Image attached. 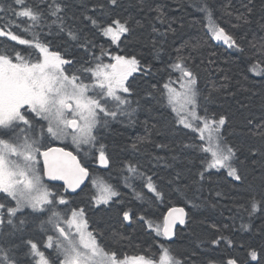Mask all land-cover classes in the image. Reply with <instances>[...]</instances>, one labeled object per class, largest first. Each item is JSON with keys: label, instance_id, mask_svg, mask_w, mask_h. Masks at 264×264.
I'll return each mask as SVG.
<instances>
[{"label": "snow or ice", "instance_id": "obj_1", "mask_svg": "<svg viewBox=\"0 0 264 264\" xmlns=\"http://www.w3.org/2000/svg\"><path fill=\"white\" fill-rule=\"evenodd\" d=\"M138 4L147 24L130 14L113 15L119 0L90 9L82 5L79 13L68 0H0V264H264V224L255 225L256 218L264 219V178L259 185L245 183L250 160L255 164L258 158L264 168V121H247L252 127L245 135L255 143L242 156L245 146L237 147L228 138L231 117L210 110L231 81L225 76L227 83L217 87L202 75L208 69H201L205 62L199 59L201 48L215 41L231 50L243 67L237 83H255L259 77L264 84V23L261 34L251 38L238 36L223 23L229 17L235 21L232 28L251 25L255 0H242L240 8L193 0L186 7L199 15L189 25L202 29L206 39L179 47L169 43L177 29L165 7L153 0ZM146 26L150 33L145 41L140 30ZM97 37L106 38L105 43ZM136 74L149 83L142 94L133 87L135 80L129 83ZM151 102L169 109V132L186 138L179 142L181 151L154 140L149 131L130 144L129 158L117 160L104 143V131L114 122L135 126L137 113L142 108L151 112L146 107ZM144 124L165 134L155 124ZM64 142H70L76 154L66 150ZM181 155L199 162L193 180L199 185L197 193L213 177L223 178L239 192L238 197L215 192L217 198L231 201L225 206L230 223H211L212 231L198 237L196 248L201 252L222 253L206 262L194 259L196 250L182 257L163 242L174 240L177 225L189 224L184 207L172 206L161 219L148 211L172 192L185 196L192 209L202 206L198 195L188 198L175 186L183 173L176 172L165 185L156 171L172 167L171 161ZM54 181L63 182L62 190L50 185ZM121 188L132 194L131 201L147 207L126 201ZM101 206L115 210L122 223L139 224L152 235L155 250L126 252L122 245L132 243V237L92 228L89 211ZM209 206L217 208L218 203Z\"/></svg>", "mask_w": 264, "mask_h": 264}, {"label": "trees", "instance_id": "obj_2", "mask_svg": "<svg viewBox=\"0 0 264 264\" xmlns=\"http://www.w3.org/2000/svg\"><path fill=\"white\" fill-rule=\"evenodd\" d=\"M4 2L11 3V0H4ZM68 2L73 6L72 11L77 13L84 10L82 5H86L87 8L90 9L99 3L107 4V0H68ZM192 2L193 0H153L154 4L165 7L168 16L175 21L173 27L177 29V36L175 39L170 37L169 43L176 47H179L186 41L195 42L206 39L205 33L202 29L193 28L189 25L193 16L199 15V13H196L194 9L186 7ZM211 2L219 8H222L228 3H231L234 8H240L242 0H211ZM243 2L246 3L247 0H243ZM119 5L120 6L115 10L113 15L126 16L130 14L135 16L137 19H141L142 22L147 24L146 21H143L144 14L139 11L138 0H119ZM262 15H264V0H255V12L251 17V25L238 29L232 28L231 24L235 23V21L231 20L229 17H224L223 23L227 29L233 31L238 36L247 35L251 38L254 35L259 36L261 34L259 26L264 23ZM181 24H183L184 27H181ZM149 33L150 29L147 26L144 29H141V39L146 41L149 37ZM97 40L99 43L104 44L106 39L103 37H97ZM138 46L139 45H137V47ZM68 47L71 48V45H68ZM73 51L77 56L80 55L79 50L73 49ZM145 52H147V49H145ZM199 59H202L205 62L201 65V69H208V72H202V75L207 77L211 82L216 83L217 87L222 83H227L224 77H229L231 81L229 88L224 90V94L222 96H217L216 103L210 105V110L217 112L223 111L231 117L233 131H231L228 138L237 147L244 145L245 151L242 153V156L247 155L246 147L255 143L252 137L245 135L248 129L252 127V125H248L247 121L249 119L253 120L254 123L264 121V91H262V89H264V84L258 82L260 80L259 77L255 78V83H237L240 79L241 73L243 72V67L240 62L236 60L235 54L231 53V50H226V46H220L215 41H208L207 45L201 48ZM209 60L214 61V63L208 64L207 62ZM209 73L211 74L209 75ZM134 80L136 83L133 84V87L137 89V92L142 94L145 89L149 88L148 81L144 79H137V76ZM152 82L154 83L155 81ZM246 88H252V91H245L244 89ZM229 92H235L236 95H229ZM141 104L144 105L145 101L141 100ZM146 107L151 108V112L142 108L137 113V123L135 126L129 127L126 126V124L119 125L118 123H112L110 127L104 131V143L109 145V151L114 154L117 160L121 158H129L131 156L129 147L130 144L135 142L139 137L147 135L149 131L152 132V138L154 140L171 143L174 147H176L178 153L181 151L179 142L186 138L183 134L176 136L169 132L171 124V114L169 109L163 107L162 105H157L155 102L148 103ZM144 121H147L148 125L155 124L157 129L163 130L165 134L158 135L150 127L146 128ZM67 147L76 153L73 148L74 146L67 145ZM126 147H128L129 150L122 151V149H125ZM147 148L149 151L159 152L158 149H154L151 146H147ZM160 154L164 155L165 153L160 152ZM169 155L171 154L169 153ZM137 159L146 161L148 157L137 156ZM81 160L83 163L86 162L84 159ZM190 160L192 161L191 163L189 162ZM171 163L173 166L170 168L160 167L159 169H156L159 176L164 178L161 183L167 185V181L172 179L176 172H181L183 173V178L181 181L176 182L175 186L181 187L186 192L188 198H194V196L198 195L200 197L198 202L202 203L200 208L190 210V222L184 229H179L177 231L178 239L175 243H173V246L175 245L177 254L182 257L187 256L192 250H196L199 255L194 257V259L206 262L208 259L217 258L222 255L221 252H217L215 250L201 252L196 248L198 237L212 231L209 228V224L211 223H216L217 225L222 222L230 223L226 220L227 212L225 210V206L229 205L231 201L228 199L217 198L215 196V192L219 190L237 197L239 196V192L232 191L223 178L213 177L212 181L210 183L206 181L202 191L197 193L196 188L199 187V185L194 184L193 180L195 178L199 162L195 160L194 157L181 155L180 159L171 161ZM91 166L96 168L94 164ZM97 171L101 174L106 172L104 169H98ZM113 175H115V170L113 171ZM262 178H264V168L261 167L258 158L257 163L255 164H252L250 160L245 176V183H255L259 185ZM112 182L115 183V180ZM185 185H189V187L185 188ZM168 187L171 188L173 186ZM56 188L58 190H62L61 187ZM126 196L128 195L126 194ZM181 202H185V204H187L185 196L172 192L171 197L166 199L164 207L167 208L169 204H177ZM212 202H217L218 207H210L209 205ZM133 204H136V202ZM137 206L138 204H136V207ZM102 211L104 210L100 209L96 211H89L91 223L93 225H99V227L105 231L106 235L109 231L119 230L125 235L132 237V243H128L126 241L123 243L122 247L124 251L134 252L137 249L153 247L152 235L146 234L139 224L134 223L132 227L127 228L124 223L121 222L115 210L107 213H101ZM161 211H157L155 214H161ZM221 212H224L225 214L221 215ZM262 224H264V219H255L256 226H260ZM236 235L241 237L240 233H237ZM244 237H246V234H244ZM34 238L39 237L34 235ZM249 242L251 243L252 241ZM153 250H155L154 247ZM235 254L239 255L240 253Z\"/></svg>", "mask_w": 264, "mask_h": 264}, {"label": "bare ground", "instance_id": "obj_3", "mask_svg": "<svg viewBox=\"0 0 264 264\" xmlns=\"http://www.w3.org/2000/svg\"><path fill=\"white\" fill-rule=\"evenodd\" d=\"M106 39V38H105ZM136 76L138 77L139 76V74H136L135 76H133V77H131L130 78V80H129V83H132V81L136 78ZM256 78H258V77H256ZM135 88V87H134ZM137 90V89H136ZM167 110V109H166ZM115 123H118V122H114L113 124H115ZM119 125H122V123H118ZM107 132V131H106ZM106 132H105V134H106ZM87 162H89L90 163V161H87ZM96 170H98V169H96ZM121 191L122 192H124L125 193V199H126V201H130L131 203H134L135 201H131V193L127 190V189H124V188H121ZM126 194L128 195V196H126ZM165 202H166V200H165ZM165 202L163 203V204H160V205H158V206H155V207H152V208H148V211L152 214V216H153V218L154 219H161L164 215H166V213H167V211L168 210H170V208L172 207V206H175V207H184L185 208V211L186 212H190V210H194V209H192L188 204H185V202L183 203V202H181V203H177V204H169L168 206H167V208L166 207H164V205H165ZM137 207H142L141 209H143V208H146L147 206H142V205H139L138 204V206ZM104 208V206H101L100 208H97V209H95V211L96 210H100V209H103ZM165 211H164V210ZM164 211V212H162V211ZM157 211H161V214H162V216H161V214H155V212H157ZM104 212H109L108 210H104V211H102L101 213H104ZM93 213H95V212H93ZM134 224V223H133ZM133 224H131V225H129V224H127L126 222L124 223V225L127 227V228H130V227H132L133 226ZM137 224V223H136ZM90 226L92 227V228H96V227H99V225L97 226V225H93L92 223H91V220H90ZM187 225H185V226H179L178 228H177V231L179 230V229H184L185 227H186ZM99 228H101V227H99ZM157 240H159L160 238H156ZM177 236L174 238V240L173 241H163L164 243H168V244H171L172 245V247H173V249L176 251V248H175V245L173 246V243H175V241H177ZM141 250H143V249H137V250H135V251H141ZM134 251V252H135ZM129 253H133V252H129Z\"/></svg>", "mask_w": 264, "mask_h": 264}, {"label": "water", "instance_id": "obj_4", "mask_svg": "<svg viewBox=\"0 0 264 264\" xmlns=\"http://www.w3.org/2000/svg\"><path fill=\"white\" fill-rule=\"evenodd\" d=\"M49 183L54 184V185H60V186H62V184H63L62 181H54V182H49ZM179 226H181V225H177V228H178Z\"/></svg>", "mask_w": 264, "mask_h": 264}, {"label": "rangeland", "instance_id": "obj_5", "mask_svg": "<svg viewBox=\"0 0 264 264\" xmlns=\"http://www.w3.org/2000/svg\"><path fill=\"white\" fill-rule=\"evenodd\" d=\"M54 143H57V144H60V142H54ZM65 145H70V142H64Z\"/></svg>", "mask_w": 264, "mask_h": 264}]
</instances>
